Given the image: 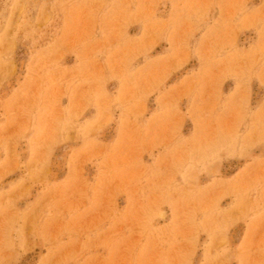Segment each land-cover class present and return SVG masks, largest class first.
Segmentation results:
<instances>
[{"label":"rangeland","instance_id":"374dc122","mask_svg":"<svg viewBox=\"0 0 264 264\" xmlns=\"http://www.w3.org/2000/svg\"><path fill=\"white\" fill-rule=\"evenodd\" d=\"M0 264H264V0H0Z\"/></svg>","mask_w":264,"mask_h":264}]
</instances>
